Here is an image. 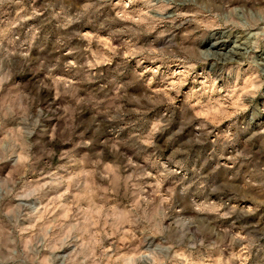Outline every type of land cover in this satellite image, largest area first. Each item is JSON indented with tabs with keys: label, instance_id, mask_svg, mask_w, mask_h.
Instances as JSON below:
<instances>
[{
	"label": "clouds",
	"instance_id": "obj_1",
	"mask_svg": "<svg viewBox=\"0 0 264 264\" xmlns=\"http://www.w3.org/2000/svg\"><path fill=\"white\" fill-rule=\"evenodd\" d=\"M20 3L0 0V12ZM140 3L121 25L122 3L113 15L112 0H44L36 14L58 55L36 51L35 28L0 29V264H244L264 253V134L239 116L264 101V0ZM105 29L113 56L87 40ZM132 60L156 65L152 78L126 74ZM213 137L228 163L203 158Z\"/></svg>",
	"mask_w": 264,
	"mask_h": 264
},
{
	"label": "rangeland",
	"instance_id": "obj_2",
	"mask_svg": "<svg viewBox=\"0 0 264 264\" xmlns=\"http://www.w3.org/2000/svg\"><path fill=\"white\" fill-rule=\"evenodd\" d=\"M124 4L127 6V15L121 21V25H134L136 23V18L131 15L132 11L141 7L140 0H135L134 3L129 4L128 0H112V6L108 11L112 12L113 15H116L122 9L119 8L120 4ZM44 4V0H21L20 4H13L11 7L7 8L5 11L0 12V29H11L12 32L20 34L22 38H30L31 32L30 29H37L36 32V44L39 47L36 51H40L43 49L45 52H50L53 55H58L59 50L53 47L54 43V29L50 24L44 23V17L41 15H37L36 13L42 10V5ZM115 8V10H113ZM46 15V14H45ZM95 32L96 30L93 29ZM108 30H99L97 36L89 35L87 36V40L92 42L93 50L96 51L99 49L102 57L105 56H113L114 53L112 51V46L118 44L117 40H109ZM211 41L209 42V46ZM223 47L216 46L212 51L215 52L217 48ZM124 56L127 57L128 53L125 52ZM120 60L119 57H115L113 63H118ZM210 64L201 65L198 69V73L195 77L189 78L188 83L183 85L180 90V96L177 100V103H183L186 100L185 93L188 92L192 88H199L200 81L204 78L200 73H204V75H208L210 73ZM151 61H145L143 64H138L136 60L130 61L126 66V74L131 76L132 73H143L144 80L147 81L152 78V73L145 71V69H149L155 67ZM178 70L176 65H171L166 71L165 74L170 75L172 71ZM162 76L157 75L156 79L153 81V88L157 91H160L164 85L161 83ZM242 87V85H241ZM223 93V89L220 90ZM175 95L173 92H169L165 99H168L170 96ZM226 97L220 98V103H226ZM163 107V105H161ZM241 121L246 125L250 126L252 130L260 134H264V101L261 100L260 97H257L254 101H252L251 106L244 112L239 113ZM216 143L215 137L204 146V151L202 156L207 160L209 164H212L214 161L219 164L228 163L227 160L222 159L219 155H216V150L213 148V144ZM237 253L239 254V249H237ZM218 255V254H217ZM227 253H225V259H227ZM247 255L246 253L244 254ZM215 259V257H214ZM243 257H240L231 262V264H241ZM264 264V253L261 254L260 258L254 255L251 260L244 261V264Z\"/></svg>",
	"mask_w": 264,
	"mask_h": 264
},
{
	"label": "bare ground",
	"instance_id": "obj_3",
	"mask_svg": "<svg viewBox=\"0 0 264 264\" xmlns=\"http://www.w3.org/2000/svg\"><path fill=\"white\" fill-rule=\"evenodd\" d=\"M222 44H218V45H216V46H221Z\"/></svg>",
	"mask_w": 264,
	"mask_h": 264
}]
</instances>
